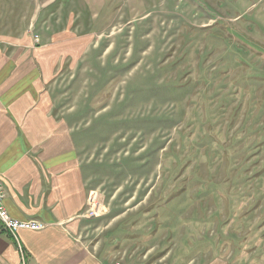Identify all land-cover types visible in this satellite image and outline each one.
Returning <instances> with one entry per match:
<instances>
[{
    "label": "rangeland",
    "instance_id": "374dc122",
    "mask_svg": "<svg viewBox=\"0 0 264 264\" xmlns=\"http://www.w3.org/2000/svg\"><path fill=\"white\" fill-rule=\"evenodd\" d=\"M55 1L0 0V23ZM67 30L96 46L59 86L82 239L107 264H264V0H59Z\"/></svg>",
    "mask_w": 264,
    "mask_h": 264
},
{
    "label": "crops",
    "instance_id": "0c3cea01",
    "mask_svg": "<svg viewBox=\"0 0 264 264\" xmlns=\"http://www.w3.org/2000/svg\"><path fill=\"white\" fill-rule=\"evenodd\" d=\"M39 12L36 31L0 23V180L9 215L44 228L0 223V264H107L81 236L94 176L59 111L62 71L96 46L92 33H59V0Z\"/></svg>",
    "mask_w": 264,
    "mask_h": 264
},
{
    "label": "built area",
    "instance_id": "2783aa9c",
    "mask_svg": "<svg viewBox=\"0 0 264 264\" xmlns=\"http://www.w3.org/2000/svg\"><path fill=\"white\" fill-rule=\"evenodd\" d=\"M5 197L6 191L0 180V223L8 232L15 235V233L20 230L40 231L44 228V225L36 220H17L12 218L5 209ZM93 197V193H91L88 199V205L90 206V210L88 211L89 218L97 216V213L95 211L97 209V203L95 202Z\"/></svg>",
    "mask_w": 264,
    "mask_h": 264
},
{
    "label": "bare ground",
    "instance_id": "6f19581e",
    "mask_svg": "<svg viewBox=\"0 0 264 264\" xmlns=\"http://www.w3.org/2000/svg\"><path fill=\"white\" fill-rule=\"evenodd\" d=\"M94 196V195H93Z\"/></svg>",
    "mask_w": 264,
    "mask_h": 264
}]
</instances>
